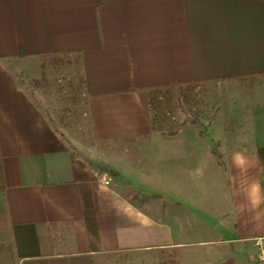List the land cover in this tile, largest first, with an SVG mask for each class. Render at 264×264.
<instances>
[{"label": "crops", "instance_id": "1", "mask_svg": "<svg viewBox=\"0 0 264 264\" xmlns=\"http://www.w3.org/2000/svg\"><path fill=\"white\" fill-rule=\"evenodd\" d=\"M45 62L81 70L82 87L20 78L18 64L44 80ZM164 86L205 88L209 113L158 133L148 90ZM79 104L89 153L63 122ZM253 180L264 186V0H0V226L15 264H256L264 227L234 213Z\"/></svg>", "mask_w": 264, "mask_h": 264}, {"label": "rangeland", "instance_id": "2", "mask_svg": "<svg viewBox=\"0 0 264 264\" xmlns=\"http://www.w3.org/2000/svg\"><path fill=\"white\" fill-rule=\"evenodd\" d=\"M44 65L46 66L44 68L45 74H43L45 77L44 80H40V68H34L36 70L35 76H32L33 72L31 71V67H29V69L27 67L23 68V65L18 64L17 70L20 74V78L26 81L30 86H33V83H35L36 86L45 87V85L50 86L58 82H60L61 86H66L71 81L72 86L74 85V82H76L79 83V87H82L80 85L82 82L80 68V71L77 74L78 78L76 80L68 75V73H72L74 75V71L76 69L73 67L65 66V64H57L56 68L52 70L53 66H51L48 62H45ZM41 71H43V69H41ZM63 75L64 78L62 77ZM32 77L36 82H34ZM170 93L171 94L158 92L153 97L154 100L152 108L155 116L154 128L158 133L169 134L172 131L182 128V125L190 120L195 121V124H197L199 117L203 119L206 117V114L209 113L206 109L210 107L209 103L212 100H207L205 88L201 90H197V88H195L192 91L190 89L183 91V89L176 88ZM209 98H211V95ZM82 110L81 104H79L78 110L71 112L72 116L69 118H66L63 114L65 118L63 122L69 125L68 128H70L72 132H75V135L72 136L71 139L72 141L73 139L76 141L71 143V146L79 152L89 153L92 152V149L89 147H94L95 144L86 141L88 140L87 135L89 131V122L86 116L83 115ZM0 264H15L14 257L11 252L9 237H6L2 233L1 226ZM98 264H151V261L148 257L142 260L137 257L135 258L133 252H121L119 254H110L109 256L102 258Z\"/></svg>", "mask_w": 264, "mask_h": 264}, {"label": "clouds", "instance_id": "3", "mask_svg": "<svg viewBox=\"0 0 264 264\" xmlns=\"http://www.w3.org/2000/svg\"><path fill=\"white\" fill-rule=\"evenodd\" d=\"M231 166L241 174H246L252 167L251 162L241 151L231 157ZM238 221L252 223L257 228L264 227V186L256 181H245L240 185V199L234 205Z\"/></svg>", "mask_w": 264, "mask_h": 264}, {"label": "built area", "instance_id": "4", "mask_svg": "<svg viewBox=\"0 0 264 264\" xmlns=\"http://www.w3.org/2000/svg\"><path fill=\"white\" fill-rule=\"evenodd\" d=\"M99 180L105 186L111 184V178L107 174H102ZM253 245L256 250V264H264V236L254 238Z\"/></svg>", "mask_w": 264, "mask_h": 264}, {"label": "trees", "instance_id": "5", "mask_svg": "<svg viewBox=\"0 0 264 264\" xmlns=\"http://www.w3.org/2000/svg\"><path fill=\"white\" fill-rule=\"evenodd\" d=\"M174 86H164V87H157V88H151L149 91L150 99H151V107H153V100L154 95L158 92H166L167 94H171L170 92L174 90Z\"/></svg>", "mask_w": 264, "mask_h": 264}]
</instances>
